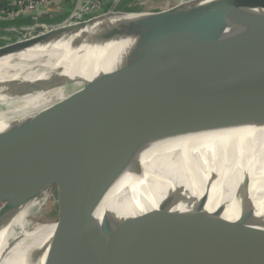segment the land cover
<instances>
[{
	"label": "water",
	"instance_id": "1",
	"mask_svg": "<svg viewBox=\"0 0 264 264\" xmlns=\"http://www.w3.org/2000/svg\"><path fill=\"white\" fill-rule=\"evenodd\" d=\"M178 7L139 22L159 25ZM200 11L191 35L161 58L122 76L115 77L119 71L114 70L92 79L67 100L3 135L0 155H7L0 159V201L6 200L2 194L17 174L88 137L95 140L101 157L87 164L97 170L78 188L57 193L79 190L98 172L101 177L102 163L105 187L110 189L124 174L116 161L119 155L130 157L135 171L153 143L201 134L234 97L264 95V0H216ZM191 20L181 30L186 31ZM89 190L56 222L70 217ZM73 199L74 195L57 203L68 207ZM206 201L207 197L196 215L185 206L177 210L176 205H187L191 198L185 188H173L155 210L126 218L122 232L121 220L107 212L98 230L103 264H191L197 239L215 227L233 233L215 241L211 254L198 264H246L249 247L256 240L264 245V225H249L255 214L251 201H236L234 209L241 213L233 222L221 218L225 210L221 205L212 213L206 211ZM74 232L78 236L70 245L66 234L56 237L55 264H63L62 255L75 251L72 246L82 235ZM88 264L99 263L91 258Z\"/></svg>",
	"mask_w": 264,
	"mask_h": 264
},
{
	"label": "bare ground",
	"instance_id": "2",
	"mask_svg": "<svg viewBox=\"0 0 264 264\" xmlns=\"http://www.w3.org/2000/svg\"><path fill=\"white\" fill-rule=\"evenodd\" d=\"M183 1L171 21L159 25L147 23L159 18L160 14L156 12L133 13L134 17L115 19L114 11L102 15L95 9L88 17L86 15L85 24L74 23L47 32L52 38L67 34L68 37L47 51L39 63L29 67H13L1 62L3 56L20 51L0 47L1 50L7 48L0 51V140L3 135L43 113L45 102L53 94H59L62 82L87 84L114 71L109 66L108 69L102 67L111 58H117L113 54L104 62L97 61L79 68L89 55L101 50L124 51L141 44H158L159 52L153 54L144 66L161 58L190 36L193 24L200 16L198 12L216 0ZM126 19H132L134 23L123 25ZM188 19H192L188 29L181 30ZM142 20L147 22L142 24L139 22ZM137 32L139 34H134ZM143 35H148L145 41L140 39ZM25 40L30 39L14 43ZM72 44L67 53L48 64ZM139 67L134 66L132 70ZM130 71H119L120 74L114 76ZM62 76L69 80L61 81ZM204 130L201 134L153 143L141 155L135 171L131 158L119 155L116 161L123 166L122 178L110 189H106L104 178L101 200L92 208H86L91 210L77 209L61 223L41 222L44 205L52 200V191H56L58 183L78 161L87 155L99 154L95 140L88 137L77 146L55 153L17 174L2 194L6 200L0 201V264H55L58 259L56 237L66 234L70 245L76 240L72 237L78 236L75 230L80 232L82 239L72 246L75 251L62 255L63 264H88L91 258L103 264L98 230L105 214L112 213L121 220L122 232L126 218L155 210L166 194L177 187L185 188L191 198L187 205H176L177 210L185 206L196 215L207 197L206 211L212 213L221 205L225 207L221 218L233 222L241 213L234 209L236 201H251L255 214L249 219V225H264V195H250L264 184V95L234 97L227 108L207 122ZM50 135L46 134L43 139ZM6 155L7 152L0 155V159ZM211 230L214 233L210 248L191 264H198L210 255L220 237L233 233L224 232L221 227L207 232ZM246 264H264V245L258 240L249 247Z\"/></svg>",
	"mask_w": 264,
	"mask_h": 264
},
{
	"label": "rangeland",
	"instance_id": "3",
	"mask_svg": "<svg viewBox=\"0 0 264 264\" xmlns=\"http://www.w3.org/2000/svg\"><path fill=\"white\" fill-rule=\"evenodd\" d=\"M121 2H115V0H110L107 2L105 6H102L103 1L100 4H91L89 7H85L78 11L74 16H72L69 20L64 22L58 27L54 28H41L39 27L38 30H34L32 32H22L21 35L17 38V40H23L26 38H36L40 35H43L49 31L68 27L74 23H85L87 20V17L94 12L95 9L100 10L102 15H107L114 11L113 17L116 19L118 17H134L136 15H140L141 13H149V12H165L172 8H175L179 5V7L183 6V0H132L130 3V7H127L129 5V1L123 2V4H120L119 7L118 4ZM127 7V8H126ZM124 9L128 11H123ZM134 13V14H133ZM138 13V14H137ZM131 14H133L131 16ZM87 15V17H86ZM125 16V17H124ZM134 23L132 19H126L123 22V25ZM40 29V30H39ZM139 34V32L134 33ZM118 35V34H117ZM115 35V36H117ZM15 40V41H17ZM14 41V42H15ZM14 42H9L7 46L13 44ZM77 43V42H75ZM74 43V44H75ZM72 44L67 50L60 52L52 61H50L48 64H50L53 61H56L57 59L61 58L67 51L73 47ZM155 45V46H154ZM154 46V47H153ZM160 47L158 44L155 43H148V44H141L136 47L129 48L128 50L124 49L118 50V51H106L101 50L99 52H96L94 54L89 55L86 57L85 61L81 63L79 68L81 66H91L95 62L100 61L104 62L106 61L107 56H110L111 54L115 55L117 57L116 59H110L108 62H105V64L102 65L104 69H108V66L112 70H119L121 72H127L133 69L134 66H142L145 62L152 59V55L159 52ZM126 54V55H125ZM77 67V69H79ZM120 74V73H119ZM86 85L85 83H69V82H62L60 84V88L58 89L59 94H53L52 97H50L44 104V107L41 112L47 111L48 109L58 105L59 103L63 102L64 100L68 99L70 96H72L75 92H78L80 89L83 88V86ZM101 157L100 154H92L87 155L86 157L82 158L78 163L72 167V169L66 174L65 178H62L61 181L58 183L56 187V191H52L51 199L48 202L45 203V213L41 217V222H56L62 214L66 213L69 208L74 207L76 204V201L78 198L82 197V195L85 193V191L89 190L90 187L97 181V183L91 188L87 193L86 197L79 201L78 203V209L83 210H91L86 208H92L97 202L101 200L103 197V181H104V173H105V167L102 163V174L100 177V173L93 174L91 179L88 181L87 184H85L83 187H81L79 190H76L74 192H68V193H62L59 195L57 193L59 190L63 191H69L74 188H78L81 186V184L89 179L90 174L93 173L95 170H97L94 166L89 165V161H92V158H98ZM103 162V161H102ZM97 165H100L99 161H96ZM86 167H89L86 169ZM100 169V168H99ZM100 177V178H99ZM99 178V179H98ZM74 195L73 201L70 203V206H64L61 204H58L57 202L60 199H67L69 201L70 197ZM251 196H260L264 195V184L260 187L256 188L250 193ZM51 209H49V208ZM62 212V213H61ZM44 217V218H43ZM53 220V221H52ZM214 230H211L210 232L204 233L200 239L195 244L192 253L190 255L191 261L197 259L202 253L204 254L205 251H207L211 243L213 241V233Z\"/></svg>",
	"mask_w": 264,
	"mask_h": 264
},
{
	"label": "crops",
	"instance_id": "4",
	"mask_svg": "<svg viewBox=\"0 0 264 264\" xmlns=\"http://www.w3.org/2000/svg\"><path fill=\"white\" fill-rule=\"evenodd\" d=\"M19 0H0V47H5L9 42H14L22 32H32L38 30L40 25L46 28L58 27L72 16H74L82 6L91 0H51L46 6L28 13H17ZM103 1L105 6L110 0ZM127 0H122L123 4ZM130 7L132 3L128 0ZM126 7V8H127ZM123 11H128L124 9ZM40 30V29H39ZM68 34L63 37L52 38L50 34H44L36 39L25 40L13 43L9 49H17V54H7L3 56L1 62L13 67H29L39 63L43 55L59 44ZM52 61V60H51Z\"/></svg>",
	"mask_w": 264,
	"mask_h": 264
},
{
	"label": "built area",
	"instance_id": "5",
	"mask_svg": "<svg viewBox=\"0 0 264 264\" xmlns=\"http://www.w3.org/2000/svg\"><path fill=\"white\" fill-rule=\"evenodd\" d=\"M51 0H19L18 3V11L17 13H28L34 10L39 9V7H43L48 5ZM101 0H91L90 2L86 3L81 9L85 7H89L91 4H100ZM80 9V10H81ZM79 10V11H80ZM41 28H46L44 25H40Z\"/></svg>",
	"mask_w": 264,
	"mask_h": 264
}]
</instances>
